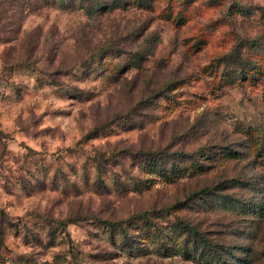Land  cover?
Instances as JSON below:
<instances>
[{
  "label": "rangeland",
  "instance_id": "1",
  "mask_svg": "<svg viewBox=\"0 0 264 264\" xmlns=\"http://www.w3.org/2000/svg\"><path fill=\"white\" fill-rule=\"evenodd\" d=\"M114 1L0 0V264H264V0Z\"/></svg>",
  "mask_w": 264,
  "mask_h": 264
},
{
  "label": "trees",
  "instance_id": "2",
  "mask_svg": "<svg viewBox=\"0 0 264 264\" xmlns=\"http://www.w3.org/2000/svg\"><path fill=\"white\" fill-rule=\"evenodd\" d=\"M42 3L48 4V5H65L68 4L69 7H75L77 6L78 9H82L88 14H93L96 11L100 9L99 12H102L103 10H111L115 8H120L119 3L115 2L114 0L108 1L107 3H103L100 0H39ZM102 51V50H101ZM240 57L238 56L237 59ZM203 192H207L206 189L202 190Z\"/></svg>",
  "mask_w": 264,
  "mask_h": 264
}]
</instances>
